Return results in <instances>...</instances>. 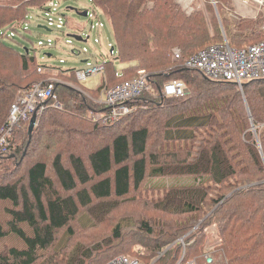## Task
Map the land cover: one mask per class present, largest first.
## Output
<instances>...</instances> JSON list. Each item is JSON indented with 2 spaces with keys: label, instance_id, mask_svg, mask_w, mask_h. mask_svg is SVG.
Returning a JSON list of instances; mask_svg holds the SVG:
<instances>
[{
  "label": "trees",
  "instance_id": "obj_1",
  "mask_svg": "<svg viewBox=\"0 0 264 264\" xmlns=\"http://www.w3.org/2000/svg\"><path fill=\"white\" fill-rule=\"evenodd\" d=\"M48 1H0V129L19 92L33 83L55 78L61 104L48 100L31 138L25 122L0 151V264H103L119 254L175 264L181 236L186 264L203 254L212 227L224 264H264V78L240 91L235 82L171 61L174 47L187 58L224 41L222 28L232 47L264 39V16L250 18L262 23L251 37L229 36L215 15L208 27L200 11L186 14L175 0H92L117 54L106 60L101 84L88 90L75 68L36 60L40 48L27 37L31 12L44 13ZM246 19L240 17V29L252 24ZM115 61L127 66L116 69ZM142 73L149 87L124 102L130 112L99 117L111 110L101 95ZM171 81L183 82L184 93L165 95ZM182 176L195 183L161 188L139 204L133 223L99 227L147 178Z\"/></svg>",
  "mask_w": 264,
  "mask_h": 264
},
{
  "label": "built area",
  "instance_id": "obj_2",
  "mask_svg": "<svg viewBox=\"0 0 264 264\" xmlns=\"http://www.w3.org/2000/svg\"><path fill=\"white\" fill-rule=\"evenodd\" d=\"M178 1V0H177ZM61 0H49L45 5L44 16L46 26L62 31L67 23L66 15L63 10L59 8ZM238 13L241 16H246L256 19L258 14H264V0H233ZM182 8H187V13L191 11L190 6L178 1ZM90 9H85L86 16L96 18L97 21H91V29L95 26L103 27V23L98 18L100 12L88 0ZM257 26L255 30H259ZM224 41L208 45L199 50L197 53L183 58L182 51L179 47H174L171 51L172 62L179 67L192 68L200 70L206 77L212 80H223L235 82L240 88L244 81L257 80L264 78V39L247 45L244 48L232 47L222 28ZM12 34V33H10ZM79 36L83 37L82 34ZM88 38V36H87ZM94 43L100 42L99 38H95ZM56 39L48 37L45 40L39 39L37 46L39 48L51 47L55 44ZM65 43L73 47V40L67 36ZM108 58L114 57L117 50L111 42L106 45ZM80 53H88L87 46L81 48ZM104 61L92 62L90 59L85 60V66L75 69V76L78 80L86 79L99 73H104ZM42 67H38V71H42ZM55 78L50 77L46 80L33 83L28 89L19 92L18 96L11 104L8 115L0 129V151L4 152L6 146L9 144V139L15 128H19L25 122H29L33 113L39 115L44 110L48 100H53L56 108H60L61 104L57 101L54 93ZM148 81L145 74H140L138 77L116 84L108 88L101 101L107 106L111 107L107 115H99L104 121L115 120L118 117L130 112V108L124 104L132 98L139 96L142 92L148 90ZM185 86L181 81H171L165 84V95H180L184 93ZM215 230V228H213ZM183 247L185 252L186 243L184 237L177 240ZM206 264H214L215 257L211 250L207 249L203 253ZM103 264H142L137 258L119 254ZM186 264H197L195 259L189 260Z\"/></svg>",
  "mask_w": 264,
  "mask_h": 264
},
{
  "label": "rangeland",
  "instance_id": "obj_3",
  "mask_svg": "<svg viewBox=\"0 0 264 264\" xmlns=\"http://www.w3.org/2000/svg\"><path fill=\"white\" fill-rule=\"evenodd\" d=\"M178 1L184 3L185 5L190 6L191 11L189 13H187L186 7L182 8V10L186 14H190L195 11H200L208 27L212 26L213 15H215L216 16L215 18L219 26L221 28L224 27L225 30H230L228 32L229 36H231L232 34V35H244L247 37L248 36L251 37L252 34H254L255 31H257L255 30V28L257 26H261L262 24L260 21H255L254 19H250V17H247L248 19L246 20L252 21V24L250 26H246L245 29H240L238 27L239 22H241L240 17H246V16L240 15L239 18L237 19L236 17H234V15L237 16L235 13L232 14L233 16L229 14L231 13V11L234 9L235 6L233 0L221 1L220 10H218L217 8L216 0H189V1L178 0ZM178 1L175 0V2L179 5ZM87 3L88 0H62L60 2L59 8L63 10L68 20L62 31H58L54 29L47 30L44 13L38 11L31 12V17H30L31 20L29 22L30 32H27V34H29L27 35V37L33 41V44L37 46L36 42L39 39L46 41L48 37H52L56 39V42L53 46L43 47L36 50V60L38 63L47 67H57L62 70H68L73 68L79 69L84 67L85 60L88 58L92 62L104 61L110 59L107 56V50L105 48L108 42L113 41L111 32L104 18L102 17L101 12H98V18L103 23L104 26L102 28H98L95 26L93 29H91V21L96 22L97 19L83 15L82 12L85 9H90L89 7H87L88 6ZM210 4L212 5L213 9L211 8ZM260 16H264V14L260 13ZM234 25L237 26L236 27L237 29L233 28ZM67 34L75 36V37L74 36L71 37V39L73 40V45L76 50L81 51V48L83 46H87L89 52L88 53H76V51L72 52L71 50L73 47L65 43V40L67 39ZM80 34L83 35L82 39H78V36ZM96 37L99 38L100 42L94 43L93 40ZM18 39L24 45H29V46L31 45V42L28 39H23L20 37H18ZM47 53L51 54V56L46 55ZM113 65L116 69L127 66L125 62H119V61L118 62L115 61ZM173 66L175 67L176 65H174L173 63ZM103 75L104 74L99 73L93 76H89L86 79L80 80L79 85L85 89L94 90L101 84L103 80ZM246 82L247 81H244L243 83ZM238 88L240 91L243 90V87L240 88L238 86ZM103 97L104 96L102 95L101 98ZM193 183H195L194 178L187 176L147 178L143 190L136 194L132 193L127 198L121 200L118 205V208H116L110 215L108 214L107 217L102 221L104 222L106 220L103 223V225L99 226L102 222L93 223V224L95 227L97 225L99 227H105L107 224L117 220L120 221L122 220V222L125 224L133 223L132 220L140 214L139 209L142 211V209L139 207V204L148 203L151 199L158 197L161 188L170 185H188ZM115 215H117L116 220H114ZM91 232L92 230H90L88 234L90 235ZM210 236L211 237L207 240L205 250L209 249L212 251L213 256L215 257L214 264H224L221 254L222 251L220 250V248L216 246L217 231L216 229L213 230V227H212V234ZM171 245H168L164 250L169 249ZM143 250L144 249L141 245H136L133 251L136 252L138 255H142ZM184 255L185 252L183 253V247H182L181 254L175 264H180V262L184 258ZM192 259H195L196 263L197 261L201 260L202 264H206V262L204 261L203 254L197 255ZM151 263H153V261L150 262V264Z\"/></svg>",
  "mask_w": 264,
  "mask_h": 264
},
{
  "label": "water",
  "instance_id": "obj_4",
  "mask_svg": "<svg viewBox=\"0 0 264 264\" xmlns=\"http://www.w3.org/2000/svg\"><path fill=\"white\" fill-rule=\"evenodd\" d=\"M82 13H83V15H86V12L85 11H83ZM73 36L74 35H71V37H73ZM78 37H79L78 39H81L80 36H78ZM246 83H243L242 82L241 86L244 87V85H246ZM36 121H37V115H36V113H33L32 116L29 119L28 126H27V131H28L29 139L31 138V134H32L33 129H34L35 125H36ZM254 129H255V127L252 126V130H254Z\"/></svg>",
  "mask_w": 264,
  "mask_h": 264
},
{
  "label": "crops",
  "instance_id": "obj_5",
  "mask_svg": "<svg viewBox=\"0 0 264 264\" xmlns=\"http://www.w3.org/2000/svg\"><path fill=\"white\" fill-rule=\"evenodd\" d=\"M188 1V0H187ZM236 14L237 16H235L234 15V17H236L237 19L239 18V16H240V14L238 13V11H237V8L234 6V9L231 11V13H229L231 16H233L232 14ZM234 28V27H233ZM101 97H102V95H101ZM100 100H101V98H100Z\"/></svg>",
  "mask_w": 264,
  "mask_h": 264
},
{
  "label": "bare ground",
  "instance_id": "obj_6",
  "mask_svg": "<svg viewBox=\"0 0 264 264\" xmlns=\"http://www.w3.org/2000/svg\"><path fill=\"white\" fill-rule=\"evenodd\" d=\"M189 1V0H188Z\"/></svg>",
  "mask_w": 264,
  "mask_h": 264
}]
</instances>
